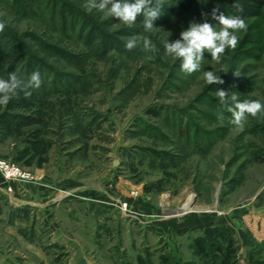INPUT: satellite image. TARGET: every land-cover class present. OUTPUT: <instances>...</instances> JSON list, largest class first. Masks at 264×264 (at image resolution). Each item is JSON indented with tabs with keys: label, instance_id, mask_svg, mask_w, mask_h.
<instances>
[{
	"label": "rangeland",
	"instance_id": "1",
	"mask_svg": "<svg viewBox=\"0 0 264 264\" xmlns=\"http://www.w3.org/2000/svg\"><path fill=\"white\" fill-rule=\"evenodd\" d=\"M91 2L0 0V78L21 82L0 105V162L27 175L0 168V264H214L197 246L206 222L227 229L238 264H264V113L234 125L215 94L264 102V10L187 74L165 43L210 20L173 4L146 32ZM211 69L223 84L205 82ZM40 183L22 200L34 205L16 202Z\"/></svg>",
	"mask_w": 264,
	"mask_h": 264
},
{
	"label": "clouds",
	"instance_id": "2",
	"mask_svg": "<svg viewBox=\"0 0 264 264\" xmlns=\"http://www.w3.org/2000/svg\"><path fill=\"white\" fill-rule=\"evenodd\" d=\"M234 6L239 8L238 0H234ZM97 10L111 18H118L119 22L129 26L137 22L139 16L143 17V27L146 32H151L157 28L154 22L163 14V5L161 0H92L88 6V11ZM213 20L215 23H209L207 20L203 23L192 22L189 27L180 33V38L171 42L169 39L165 43L166 52L175 58L180 59L181 70L187 74L199 71L201 61L204 59V53L208 52L211 59L219 62L221 54L226 48L235 47L238 37L237 31L245 27L244 20L239 15H226L219 9H213ZM221 27L216 30L215 25ZM4 24L0 23V31ZM144 47L152 48L154 45L151 40H144ZM137 44L135 39H129L125 47L133 49ZM205 82L208 85L223 84L224 81L220 75L211 69L204 73ZM235 75H239L235 73ZM17 73L10 72L8 78H0V105L7 104L11 97L10 93L20 85ZM30 83L34 88L41 85V74L34 71L30 75ZM216 96L221 104L227 103L232 112V123L243 127V123L248 115L256 116L264 113V102L260 100H237L235 95H229V91L219 88ZM25 95H31V92Z\"/></svg>",
	"mask_w": 264,
	"mask_h": 264
},
{
	"label": "trees",
	"instance_id": "3",
	"mask_svg": "<svg viewBox=\"0 0 264 264\" xmlns=\"http://www.w3.org/2000/svg\"><path fill=\"white\" fill-rule=\"evenodd\" d=\"M166 4H163V17L158 18L154 24L155 25H164L166 21L172 18L174 14L175 7L172 5L175 4L176 8L184 13H188L193 17L206 18L210 20L212 23H215L213 20L212 12L213 9H219L224 12L226 15H239L243 18L244 22L253 18H257L262 15L264 10V0H238L239 8L234 6V0H164ZM155 0H153V3ZM137 21L143 22V17L139 16ZM218 28L221 26L216 24ZM248 39V38H247ZM264 49V44H263ZM264 67V63H263ZM19 90L20 96V89ZM43 92V91H41ZM65 95L63 94L65 101L61 103L66 110L72 108V92L65 91ZM31 98L33 95L30 96ZM29 97V98H30ZM36 98V97H33ZM35 100V99H31ZM155 115L156 113L153 112ZM0 123H4L0 119ZM5 124V123H4ZM213 223L206 222L201 225L200 228L204 230L206 233L205 236L197 241L198 250L205 252L206 254H210V251L207 249L211 247L214 250L215 262L214 264H238L237 263V249L235 247V243L233 238L224 237L223 230H227L223 227H215L214 229H209ZM228 231L232 234L233 231L231 228H228ZM251 256V255H249ZM252 260V259H250ZM255 262L254 260L252 261ZM257 262V261H256Z\"/></svg>",
	"mask_w": 264,
	"mask_h": 264
},
{
	"label": "crops",
	"instance_id": "4",
	"mask_svg": "<svg viewBox=\"0 0 264 264\" xmlns=\"http://www.w3.org/2000/svg\"><path fill=\"white\" fill-rule=\"evenodd\" d=\"M43 186L44 185L41 184V183L39 184L38 187L31 185L30 187L27 188L28 192H26V194H24V193L23 194H20V193H18L20 191H17L15 193V195H14V196H16L15 197V199L17 200L16 202L23 203V204H25V206H28L29 205V207L32 206V205H34V203H32L30 201H22V200H25V199H23L24 197H27L29 199H37V198H40L44 194L43 191H42ZM20 196L22 198H20ZM19 199H21V200H19Z\"/></svg>",
	"mask_w": 264,
	"mask_h": 264
},
{
	"label": "built area",
	"instance_id": "5",
	"mask_svg": "<svg viewBox=\"0 0 264 264\" xmlns=\"http://www.w3.org/2000/svg\"><path fill=\"white\" fill-rule=\"evenodd\" d=\"M0 168L6 171L7 177H21V178H27V175L21 174L19 172V169L15 167L14 165H9L6 163L0 162ZM123 210H126V203H123L121 206Z\"/></svg>",
	"mask_w": 264,
	"mask_h": 264
},
{
	"label": "bare ground",
	"instance_id": "6",
	"mask_svg": "<svg viewBox=\"0 0 264 264\" xmlns=\"http://www.w3.org/2000/svg\"><path fill=\"white\" fill-rule=\"evenodd\" d=\"M187 203H188V202H187ZM187 203H185V204L183 205V208H182L183 212H182V213H184L185 211L189 210V206H188ZM187 212H188V211H187Z\"/></svg>",
	"mask_w": 264,
	"mask_h": 264
},
{
	"label": "water",
	"instance_id": "7",
	"mask_svg": "<svg viewBox=\"0 0 264 264\" xmlns=\"http://www.w3.org/2000/svg\"><path fill=\"white\" fill-rule=\"evenodd\" d=\"M114 165H117V161L116 160L114 161Z\"/></svg>",
	"mask_w": 264,
	"mask_h": 264
}]
</instances>
